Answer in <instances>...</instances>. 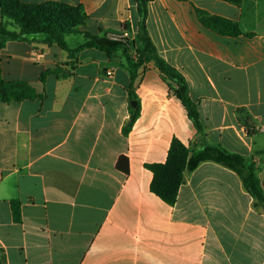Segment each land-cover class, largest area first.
<instances>
[{
	"label": "crops",
	"instance_id": "1",
	"mask_svg": "<svg viewBox=\"0 0 264 264\" xmlns=\"http://www.w3.org/2000/svg\"><path fill=\"white\" fill-rule=\"evenodd\" d=\"M22 1L81 6V30L92 36L137 33L136 0ZM196 9L238 22L243 35L212 31ZM147 27L187 80L206 137L152 64L131 85L122 52L89 48L74 60L58 45L18 41L0 50L3 79L44 96L0 102V264H264V211L234 171L200 164L170 206L152 193L146 169L166 161L174 138L191 149L221 145L255 161L264 189V0H154ZM78 36L74 47L66 37L70 49L86 42ZM58 65L72 75L43 82ZM131 94L140 116L125 136ZM121 156L128 175L117 169Z\"/></svg>",
	"mask_w": 264,
	"mask_h": 264
},
{
	"label": "trees",
	"instance_id": "2",
	"mask_svg": "<svg viewBox=\"0 0 264 264\" xmlns=\"http://www.w3.org/2000/svg\"><path fill=\"white\" fill-rule=\"evenodd\" d=\"M154 0H136L139 16L138 29L131 42H113L103 37L92 36L81 29L87 26L88 17L81 6H73L65 2L49 1L45 3H26L22 0H0V50L9 41L43 43L58 45L70 59L76 60L78 54L89 48L98 49L108 56L115 52H122L130 71L131 85L137 80L141 70L152 64L167 80L175 83L176 97L180 100L189 119L193 123L200 138L206 137L198 105L189 93V85L185 77L168 64L158 53L147 27L149 4ZM240 7L244 0H221ZM199 21L212 31L223 35L237 37L243 35L238 22L214 16L201 9H196ZM84 35L86 42L75 49H70L66 37ZM250 35V34H248ZM135 51L132 56L130 51ZM72 72H66L58 65L42 73L44 82L48 76L66 79ZM131 100L137 101L136 107L130 106L131 117L123 128L127 136L140 116V103L134 94ZM44 96L37 93L27 81H8L3 79L0 59V102H24L43 100ZM264 153V152H263ZM204 162H214L234 171L242 180L245 190L254 199L256 208L264 211V189L258 177L255 161L237 153H232L223 146L205 145L199 149H191L179 139L174 138L170 144L167 159L164 163L147 164L153 179L151 191L163 202L175 206L181 186L185 183L186 173L193 172ZM117 169L130 174L129 159L121 156L117 162ZM14 217L20 222V203L14 202Z\"/></svg>",
	"mask_w": 264,
	"mask_h": 264
},
{
	"label": "built area",
	"instance_id": "3",
	"mask_svg": "<svg viewBox=\"0 0 264 264\" xmlns=\"http://www.w3.org/2000/svg\"><path fill=\"white\" fill-rule=\"evenodd\" d=\"M107 39L110 40V41H113V42H118V43H126L127 40L129 41H133V40H130L128 38H126V36H124L123 34H118V33H109L107 34ZM132 50H134L132 48ZM107 75L108 76H112L113 75V71H108L107 72Z\"/></svg>",
	"mask_w": 264,
	"mask_h": 264
},
{
	"label": "rangeland",
	"instance_id": "4",
	"mask_svg": "<svg viewBox=\"0 0 264 264\" xmlns=\"http://www.w3.org/2000/svg\"><path fill=\"white\" fill-rule=\"evenodd\" d=\"M70 38H72V40L73 41H68V43H69V45L71 46V47H74L75 45H76V43H79V42H81L83 39L80 37V36H78V35H72ZM69 40V39H68ZM17 46V48H19L18 46L19 45H16ZM131 54H132V56H135V51L134 50H131ZM15 66V65H14ZM11 67H13V65H11ZM14 68H16V67H14Z\"/></svg>",
	"mask_w": 264,
	"mask_h": 264
},
{
	"label": "water",
	"instance_id": "5",
	"mask_svg": "<svg viewBox=\"0 0 264 264\" xmlns=\"http://www.w3.org/2000/svg\"><path fill=\"white\" fill-rule=\"evenodd\" d=\"M136 104H137L136 101H134V100L131 101V105H132L133 107H136Z\"/></svg>",
	"mask_w": 264,
	"mask_h": 264
}]
</instances>
